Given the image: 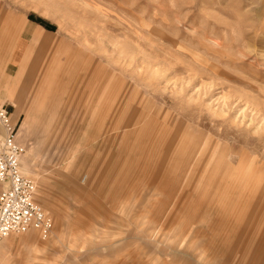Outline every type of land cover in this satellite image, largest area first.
Wrapping results in <instances>:
<instances>
[{"label":"rangeland","instance_id":"1","mask_svg":"<svg viewBox=\"0 0 264 264\" xmlns=\"http://www.w3.org/2000/svg\"><path fill=\"white\" fill-rule=\"evenodd\" d=\"M7 39L0 108L53 230L1 240L0 264H252L264 0H0Z\"/></svg>","mask_w":264,"mask_h":264},{"label":"built area","instance_id":"2","mask_svg":"<svg viewBox=\"0 0 264 264\" xmlns=\"http://www.w3.org/2000/svg\"><path fill=\"white\" fill-rule=\"evenodd\" d=\"M0 126V241L30 232H38L45 240L53 230V220L36 201V183L23 173L24 148L7 108H0Z\"/></svg>","mask_w":264,"mask_h":264},{"label":"crops","instance_id":"3","mask_svg":"<svg viewBox=\"0 0 264 264\" xmlns=\"http://www.w3.org/2000/svg\"><path fill=\"white\" fill-rule=\"evenodd\" d=\"M11 28H12V30L14 32H16L17 38H18L17 40L23 41V43H24V38L25 37H30L31 43H32V46H30L31 48H33V47L35 48L36 47L35 45H39L41 48L46 46V43H47L46 38L43 37L40 32L32 30L31 28H28L26 26V24H24L23 22L15 24V22L13 21V23L11 25ZM11 44L12 43H10L8 39L4 40L5 48H7V46L9 45V48L11 47L12 51H11V49L10 50H6L4 48V49H2V51H0V57H2L3 59H7L9 57V55H12V54L15 53L16 50H14V47L11 46ZM1 73H2V77H3L4 81H5V83L8 82L7 75L9 74V67L7 69H5V70H2ZM14 107L17 108L16 105H14ZM51 212L55 216L56 219L60 218V214L57 213L55 208H52ZM257 215H259V217L264 216L262 211L257 213ZM257 215H255V217ZM249 234L254 236L255 232L251 230V231H249ZM255 251L258 254L253 258L252 264H262L261 255L260 254L262 252H264V240L263 239H261L260 242L257 243Z\"/></svg>","mask_w":264,"mask_h":264},{"label":"trees","instance_id":"4","mask_svg":"<svg viewBox=\"0 0 264 264\" xmlns=\"http://www.w3.org/2000/svg\"><path fill=\"white\" fill-rule=\"evenodd\" d=\"M31 19L34 20L35 22H37L38 24L44 26L46 29L52 30V26L47 25L43 20L34 19V18H31Z\"/></svg>","mask_w":264,"mask_h":264}]
</instances>
